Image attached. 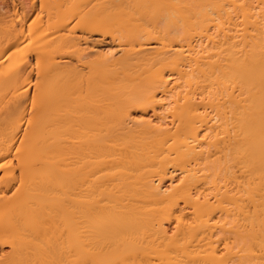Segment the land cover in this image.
<instances>
[{
	"label": "bare ground",
	"instance_id": "obj_1",
	"mask_svg": "<svg viewBox=\"0 0 264 264\" xmlns=\"http://www.w3.org/2000/svg\"><path fill=\"white\" fill-rule=\"evenodd\" d=\"M0 264H264V0H0Z\"/></svg>",
	"mask_w": 264,
	"mask_h": 264
}]
</instances>
